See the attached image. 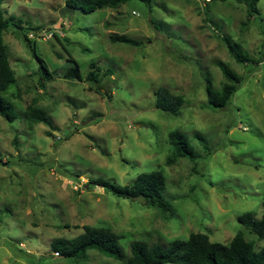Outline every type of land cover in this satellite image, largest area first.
<instances>
[{
	"label": "rangeland",
	"instance_id": "1",
	"mask_svg": "<svg viewBox=\"0 0 264 264\" xmlns=\"http://www.w3.org/2000/svg\"><path fill=\"white\" fill-rule=\"evenodd\" d=\"M0 2L4 17L22 22L3 31L16 79L3 96L16 117L0 116V264H120L97 250H88L84 262L53 251L55 238L70 240L83 225L109 227L127 254L132 241L167 248L192 232L224 244L239 233L255 249L264 245V236L238 221L244 212H264V0L255 17L237 0H128L91 12L67 8L64 0ZM110 33L143 43L112 42ZM223 34L241 45L249 66L233 58ZM25 35L51 72L42 87ZM68 54L80 79L66 75ZM218 60L243 82L225 107L211 108L204 74L220 87ZM92 62L97 82L86 78ZM161 86L183 97L177 114L155 107ZM33 98L56 130L29 125L23 111ZM173 130L186 135L195 160L165 164ZM152 170L166 177L170 213L92 182L130 184Z\"/></svg>",
	"mask_w": 264,
	"mask_h": 264
},
{
	"label": "trees",
	"instance_id": "2",
	"mask_svg": "<svg viewBox=\"0 0 264 264\" xmlns=\"http://www.w3.org/2000/svg\"><path fill=\"white\" fill-rule=\"evenodd\" d=\"M128 0H64L65 6L70 9H78L83 12H91L103 7H116ZM150 4V0H142ZM226 1V0H220ZM245 4L248 17H255L259 14L258 3L260 0H237ZM262 31L264 34V18H261ZM154 27L162 30V24L150 20ZM21 20L14 15L4 17L0 2V116L9 122H12L16 115L13 105L3 96L9 86L15 83V73L11 68L7 47L3 41V31L9 26L22 28ZM31 51L38 59L40 66L39 83L42 87L44 81L51 78V72L48 70L43 59L36 53L34 44H30L29 38L25 35ZM112 42H123L132 46H140L143 40L132 38L126 34L110 33L108 36ZM230 54L240 64L246 63L249 66V57L242 49L241 45L234 42L228 35H221ZM66 60L70 63L66 75L80 79V71L75 59L68 54ZM216 65L221 70L225 81L220 87H214L210 76L206 73L205 91L207 105L211 108H223L231 100L234 93L238 90L243 77L232 70L223 61H216ZM91 70L86 78L89 81H98V66L94 62L90 64ZM106 72L111 73L109 69ZM157 109L169 114H177L180 106L183 104V97L173 93L167 87H158L154 91ZM24 118L29 125L42 122L48 125L52 130L57 126L48 112L37 104V99L33 98L27 104L23 111ZM194 136L200 139L207 148L204 136L196 131ZM168 139L173 145L172 154L168 155L165 161L166 165L174 163L178 157H187L189 160H195L196 152L189 145L186 135L173 130L168 134ZM113 194L121 197L141 198L147 206H153L161 209L163 212H171L172 206L164 196L166 187V177L161 170H152L142 172L130 184L118 185L103 178H97L92 181ZM264 209V197L262 201ZM238 221L246 226L252 233L259 238L264 236V212L260 218H256L250 211L244 212L238 216ZM120 236L107 226L83 225V232L78 236L67 240L64 238H55L51 242L53 251L59 256L72 259L75 262H84L87 260L88 250H97L100 253L114 257L121 261L120 264H264V245L255 249L253 244L246 241L241 234H236L228 244L211 242L206 234L192 232L186 240L175 239L169 247L164 248L158 243L148 245L140 241L130 243V253L127 254L119 243Z\"/></svg>",
	"mask_w": 264,
	"mask_h": 264
}]
</instances>
